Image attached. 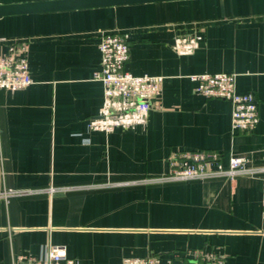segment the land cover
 <instances>
[{"label": "crops", "instance_id": "1", "mask_svg": "<svg viewBox=\"0 0 264 264\" xmlns=\"http://www.w3.org/2000/svg\"><path fill=\"white\" fill-rule=\"evenodd\" d=\"M55 0H0L19 4ZM118 33L125 70L162 75L142 120L133 99L94 79L99 43ZM26 45L33 83L0 89V264L43 259L50 245L86 264L158 256L186 264L203 249L224 264H264V172L171 180L169 158L215 150L264 166V0H175L0 17V54ZM228 72L255 95L253 131L193 74ZM111 114L134 122L105 129Z\"/></svg>", "mask_w": 264, "mask_h": 264}, {"label": "built area", "instance_id": "2", "mask_svg": "<svg viewBox=\"0 0 264 264\" xmlns=\"http://www.w3.org/2000/svg\"><path fill=\"white\" fill-rule=\"evenodd\" d=\"M26 45L19 44L8 53L0 54V89H18L29 86L33 78L29 70ZM101 52L100 68L94 73V79L104 85L105 97L115 94L123 98L133 99L138 120L147 116L153 107V100L158 98L162 90V75H135L125 70L130 59V46L126 38L118 33L104 34L99 43ZM196 90L207 96L222 98L232 103V129L235 131H253L259 121V107L254 94L240 93L236 89L234 73H202L193 74ZM133 119L122 114H111L105 129L113 130L116 126L129 125ZM244 156L232 155L228 167H224L220 154L215 150L182 151L172 154L169 158L170 171L167 178L171 180H188L213 176H224L230 180L239 175H253L264 172V166L250 168ZM24 193V191L8 190L0 192V197ZM6 264V263H2ZM9 264H86L70 258L67 248L52 244L47 249V256L36 259L30 256H19ZM122 264H174L172 260L163 261L158 256L126 257ZM186 264H224V255L208 252L203 249L193 250L191 260Z\"/></svg>", "mask_w": 264, "mask_h": 264}, {"label": "water", "instance_id": "3", "mask_svg": "<svg viewBox=\"0 0 264 264\" xmlns=\"http://www.w3.org/2000/svg\"><path fill=\"white\" fill-rule=\"evenodd\" d=\"M175 0H55L19 4H0V17L27 13L75 10Z\"/></svg>", "mask_w": 264, "mask_h": 264}]
</instances>
